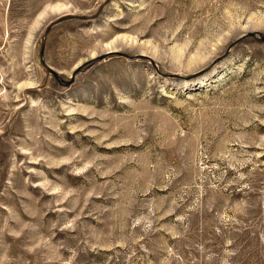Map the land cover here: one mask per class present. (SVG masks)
Returning <instances> with one entry per match:
<instances>
[{"label": "rangeland", "instance_id": "obj_1", "mask_svg": "<svg viewBox=\"0 0 264 264\" xmlns=\"http://www.w3.org/2000/svg\"><path fill=\"white\" fill-rule=\"evenodd\" d=\"M0 264H264V0H0Z\"/></svg>", "mask_w": 264, "mask_h": 264}]
</instances>
